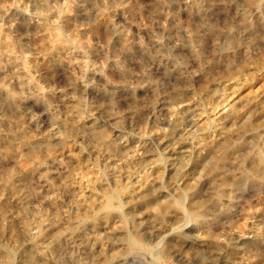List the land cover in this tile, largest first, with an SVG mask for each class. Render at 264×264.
<instances>
[{
	"label": "rangeland",
	"instance_id": "rangeland-1",
	"mask_svg": "<svg viewBox=\"0 0 264 264\" xmlns=\"http://www.w3.org/2000/svg\"><path fill=\"white\" fill-rule=\"evenodd\" d=\"M0 264H264V0H0Z\"/></svg>",
	"mask_w": 264,
	"mask_h": 264
},
{
	"label": "bare ground",
	"instance_id": "bare-ground-1",
	"mask_svg": "<svg viewBox=\"0 0 264 264\" xmlns=\"http://www.w3.org/2000/svg\"><path fill=\"white\" fill-rule=\"evenodd\" d=\"M9 152H10V150H9ZM63 153V152H62ZM66 153V152H65ZM59 154V153H58ZM65 155V154H64ZM60 157V156H59ZM62 157V156H61ZM68 157V156H67ZM63 159H64V157H63ZM13 175H14V172H13V170H8L5 174H3L2 175V179H3V181H4V183L5 184H9V183H11L12 182V180H13ZM164 208V207H163Z\"/></svg>",
	"mask_w": 264,
	"mask_h": 264
}]
</instances>
